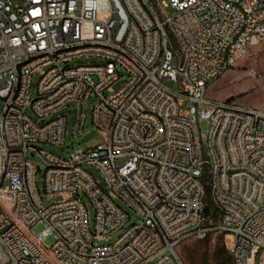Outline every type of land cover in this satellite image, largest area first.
<instances>
[{"label": "built area", "instance_id": "obj_1", "mask_svg": "<svg viewBox=\"0 0 264 264\" xmlns=\"http://www.w3.org/2000/svg\"><path fill=\"white\" fill-rule=\"evenodd\" d=\"M261 40L264 0H0V264H184L176 247L213 233L264 264V109L207 95ZM90 98L100 143L40 146L65 148L67 115L28 109L71 105L75 138Z\"/></svg>", "mask_w": 264, "mask_h": 264}, {"label": "rangeland", "instance_id": "obj_2", "mask_svg": "<svg viewBox=\"0 0 264 264\" xmlns=\"http://www.w3.org/2000/svg\"><path fill=\"white\" fill-rule=\"evenodd\" d=\"M170 12H173L172 8H169ZM95 60L94 58H81L76 60H71L68 64L75 65L79 62L85 63ZM123 72V71H122ZM39 77V72H36L31 77V89L30 95L34 97L36 94V82ZM127 75L120 77L114 84L115 89L121 87ZM168 84L171 87H174V83L169 81ZM207 95L213 98H229L237 102L257 106L261 109H264V40L254 42L247 47L246 52L241 55L232 67H230L224 75L210 83L208 86ZM92 98L87 101L86 104V121L84 134L77 137L71 135L72 123L74 119V113L72 106H66L55 113H52L46 116L44 119H39L37 116L33 115L31 109H28V114L33 117L37 122H44L52 119L58 114L67 115V123L65 134V148H59L49 144H41L40 146L49 149L55 154L65 157L68 153L77 148L84 149L89 146H95L96 144L102 141L101 133L94 125L91 119V108H92ZM2 100L0 99V112L2 108ZM199 127L203 133L207 131V121L201 120L199 122ZM72 142V146L70 145ZM205 149V145H204ZM31 159L40 163L38 158L31 156ZM87 169L93 172L97 177L99 173L93 166L86 165ZM103 183V182H102ZM36 184L40 197L43 201V204L49 205L52 202L59 201L62 199L60 195H49L45 192L44 186V174L43 169L36 173ZM83 200L88 204L90 211L93 215V210L91 203L88 198L82 194ZM116 203L125 208L129 215L130 221L137 220L138 217L134 214V211L129 208L124 201L117 198L115 199ZM207 202H210L209 197L206 199ZM42 229V224L37 223L33 226L32 231L35 234H38ZM120 234V231L114 233L112 236L105 240L97 241L98 244H106L114 241L117 236ZM54 242V236L50 235L44 239V244L46 246L52 245ZM223 235L219 233H213L208 235L203 239L199 238H188L182 241L177 247L176 251L183 261L184 264H204V258L207 256L212 263L219 261V247L222 245Z\"/></svg>", "mask_w": 264, "mask_h": 264}, {"label": "trees", "instance_id": "obj_3", "mask_svg": "<svg viewBox=\"0 0 264 264\" xmlns=\"http://www.w3.org/2000/svg\"><path fill=\"white\" fill-rule=\"evenodd\" d=\"M208 204H209V202H207V205ZM205 211H207V207L205 208ZM204 264H234L232 255H231L230 251L226 248L224 241L222 242V245L219 247V261L216 263H212L209 260V258L206 256L204 258Z\"/></svg>", "mask_w": 264, "mask_h": 264}, {"label": "bare ground", "instance_id": "obj_4", "mask_svg": "<svg viewBox=\"0 0 264 264\" xmlns=\"http://www.w3.org/2000/svg\"><path fill=\"white\" fill-rule=\"evenodd\" d=\"M19 65H26V58H19ZM260 122H264V115H260Z\"/></svg>", "mask_w": 264, "mask_h": 264}]
</instances>
